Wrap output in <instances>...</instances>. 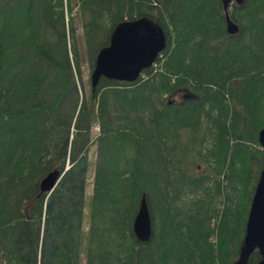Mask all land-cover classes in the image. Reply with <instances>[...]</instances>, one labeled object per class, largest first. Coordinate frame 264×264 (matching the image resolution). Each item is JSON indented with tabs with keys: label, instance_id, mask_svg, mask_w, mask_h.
<instances>
[{
	"label": "trees",
	"instance_id": "obj_1",
	"mask_svg": "<svg viewBox=\"0 0 264 264\" xmlns=\"http://www.w3.org/2000/svg\"><path fill=\"white\" fill-rule=\"evenodd\" d=\"M228 14L236 35L221 0H0V264H234L264 166V0ZM140 17L166 49L137 81L85 93L77 31L93 69L115 26Z\"/></svg>",
	"mask_w": 264,
	"mask_h": 264
},
{
	"label": "water",
	"instance_id": "obj_2",
	"mask_svg": "<svg viewBox=\"0 0 264 264\" xmlns=\"http://www.w3.org/2000/svg\"><path fill=\"white\" fill-rule=\"evenodd\" d=\"M244 0H221L226 31L229 35L239 32L238 26L230 19L228 8L232 3L238 6ZM166 33L159 24L148 17L124 20L113 29L109 43L100 49L90 74L91 90L94 92L103 79L133 83L143 72L151 68L166 49ZM258 143L264 158V128L258 133ZM54 170L40 182L42 193L50 194L60 176ZM132 232L139 242H147L152 233L151 218L145 196H142L133 218ZM257 252V264H264V166L257 179L245 223V232L234 264H249L250 256Z\"/></svg>",
	"mask_w": 264,
	"mask_h": 264
},
{
	"label": "rangeland",
	"instance_id": "obj_3",
	"mask_svg": "<svg viewBox=\"0 0 264 264\" xmlns=\"http://www.w3.org/2000/svg\"><path fill=\"white\" fill-rule=\"evenodd\" d=\"M77 21L78 20L75 17V22H77ZM65 23H67L66 17H65ZM77 34H78L79 44H80V54H81V58H82V62H83L82 67H81V71H82L81 82H82V85L84 88V92L88 93L91 89L90 74H91L92 69L90 68L89 63H88L86 51H85V48L83 47L81 33L79 30L77 31ZM92 131L94 133L97 132L98 127H93ZM96 150H97V144L94 142L92 147H91L90 152L88 153V162L90 164V170L87 174L88 180L86 183V191H85L84 203H83V219H84L85 229L87 228V220L89 217L90 202H91V196H92L93 176H94V172H95V167L97 165V162H96L97 152H96ZM251 196H252V194H251ZM249 206H250V203H249ZM249 206H248V210H249ZM248 210L246 212V218H247ZM246 218H245V220H246ZM213 242H215V239H213ZM83 259H84V256H83Z\"/></svg>",
	"mask_w": 264,
	"mask_h": 264
}]
</instances>
